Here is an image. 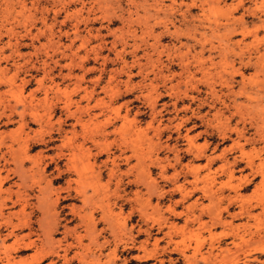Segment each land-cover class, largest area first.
I'll list each match as a JSON object with an SVG mask.
<instances>
[{"label": "rangeland", "instance_id": "1", "mask_svg": "<svg viewBox=\"0 0 264 264\" xmlns=\"http://www.w3.org/2000/svg\"><path fill=\"white\" fill-rule=\"evenodd\" d=\"M61 131L81 251L56 249L57 199L26 211L5 175L0 264H264V0H0V155L30 163L23 186L42 189L27 151ZM173 192L184 211L153 201ZM38 212L41 232L18 235ZM97 222L117 254L87 255L109 243H82Z\"/></svg>", "mask_w": 264, "mask_h": 264}, {"label": "crops", "instance_id": "2", "mask_svg": "<svg viewBox=\"0 0 264 264\" xmlns=\"http://www.w3.org/2000/svg\"><path fill=\"white\" fill-rule=\"evenodd\" d=\"M71 122H64V125H69ZM14 127V125H13ZM11 127V128H13ZM54 128H56V125H53ZM61 130H65L67 128H65L63 125L61 126ZM11 128H7V129H11ZM37 128V127H35ZM33 129V128H31ZM54 130V129H52ZM61 138H62V131L59 133L58 138H51V140L53 139V141L49 140L46 141L47 139L44 136V142L42 145L41 142H36L33 145L32 151L28 152V154H33L36 153L37 151H41V164L39 166V169H35L33 172V175L35 178H41L39 181V186L42 187V189H38V187L34 186L31 189H28L26 186H23L22 182L26 183V184H30V174L32 173H27L26 169L29 166V162H27L26 160H23L21 163L18 161L16 162H11L10 159L11 157H9L8 155H4L2 154V156L0 155V176H5L7 175V178L2 180L1 183V188L5 189V188H10L11 191H16L17 193L20 194V196L23 197H27L26 202L28 203V205L25 207L26 211H34L37 206H41V208H44L45 203L48 201L49 203L51 202L50 200L53 199V197H55L57 200V205H58V209H60L62 211V213L58 216V220L56 225H52V229H57V233L56 236H53L54 238H59L60 241V246L63 247H59L57 246L56 249L58 250L59 254L62 253V249L61 248H65L66 249V257H71V255L77 251H81L80 248L76 246V238H75V232H79V233H83L84 231L82 226H80L79 224V220L72 216L70 213V205L75 204V205H81L80 199L74 196V191H73V187L74 184L71 183L69 186L67 184V180L69 179H73L75 178V175L73 174H68L66 172V168L64 166V159L66 157H64L63 155H59L56 156L58 153H66L67 151L63 148H61L59 145L61 144ZM54 139H57L56 141H54ZM80 140L77 139L75 142H79ZM86 143V142H85ZM84 145H87L91 148V151L94 152L95 148L92 147L90 144L86 143ZM0 151H4L3 148L0 149ZM2 153V152H1ZM4 160L9 161L8 163H4ZM44 165V170L42 172L43 176L40 173V168L41 166ZM60 170L62 171L61 173H59L57 175V173H54L53 170ZM9 170H13L8 172ZM8 172V173H7ZM25 174V175H24ZM29 174V175H28ZM21 176L24 178V181L21 180ZM20 186H17L19 185ZM67 184V185H66ZM113 184L110 186V188H112ZM69 188V189H66ZM54 190V191H53ZM167 190V189H164ZM120 191H122L124 193L125 196H130L133 189H119V193ZM54 192V193H52ZM224 193H226V191H223ZM52 193V194H51ZM200 192L198 190H194L191 194V197L194 198H201L200 197ZM2 197H6L8 198L6 201H4V205L7 207L11 206V201H13L16 197V193H11V194H5L2 193L1 194V198ZM22 197V198H23ZM39 198V199H38ZM166 200L160 202L158 199H152L153 201H157L158 203H160V206H162L163 208H165L166 205H170V207L173 208L174 211H184V206L187 204V199H184L183 201H181V195L180 192H173L170 195H167V197L165 198ZM180 201V202H175V201ZM184 201H186L184 203ZM189 203V202H188ZM223 205V204H222ZM18 205L12 206L9 209L11 211H15L17 209ZM135 208L134 205L130 202H128V206H127V210L129 209H133ZM5 213V212H3ZM193 214H197V211H194ZM133 216H136V222L132 223V222H127V226L128 225H137L139 228L145 229L147 227H149V223L144 222L143 220H140V222L138 223L137 220H139V217L137 218V216L139 215L136 212L132 213ZM131 215V216H132ZM163 216L167 217L168 219H173V216H170L168 213L163 212L162 213ZM42 216V218L44 217L45 220L48 219V216L45 217L44 213H40L38 212V214L36 213L35 216L33 218H30L31 221H33L34 223L30 225V227L23 229V230H19L17 231V234H23V233H29L30 234V238H35V235H33V232L35 231L37 234H39L41 232V230L39 229V223L37 222V220H39L38 218H40ZM172 217V218H171ZM205 219V218H203ZM41 221V224H44V227L48 226L50 223L46 222V221ZM15 222V220H13ZM40 221V220H39ZM173 222V220H172ZM179 222V221H178ZM75 227V232L72 230V228ZM107 225L104 222H97L95 225V229L91 230V233H88V236L86 238H84L82 240L83 244H88L89 240L92 238L91 236H93L94 234L97 233V231L99 229H102V231L100 232L99 235H95V240L96 242H102L105 239L109 240V243L107 244V246H104L101 250H97L95 249L94 245H91V252L88 253V256H91L92 254L97 255L98 252L100 254H105L107 253L109 250H112L114 247H116L115 253L117 254V250L119 249L117 246H115V240H116V235H115V239L112 236V234H109V231H107L108 229H106ZM35 229V230H34ZM49 229V228H48ZM90 229V227H89ZM137 229V228H136ZM40 231V232H38ZM157 231H152L151 233H156ZM131 234L133 235V232H131ZM163 234V233H162ZM111 235V236H110ZM161 233H159L160 237ZM151 237V236H149ZM157 237V236H156ZM133 238V239H132ZM147 238L144 235L140 236V234L131 237V241L133 242L132 246L136 245V242L141 241V239ZM225 239H229L228 237ZM12 238L9 239V242H11ZM151 242V239L149 240ZM166 241V240H165ZM164 241V242H165ZM42 241L36 240L35 244L39 245ZM164 242H159L158 245H164ZM73 245V246H72ZM75 245V246H74ZM33 251V248H25V249H17V256H22L20 255V253H25V254H31ZM125 253H127L126 255H128V257L135 255V254H140L139 251L137 250L135 252H128L126 251ZM23 254V255H25ZM122 255V253H121ZM49 257V256H47ZM54 256H52V259H54L55 261L60 262L59 260H61V258H53ZM125 257V256H124ZM62 262V261H61ZM69 264H78L76 259H72Z\"/></svg>", "mask_w": 264, "mask_h": 264}, {"label": "bare ground", "instance_id": "3", "mask_svg": "<svg viewBox=\"0 0 264 264\" xmlns=\"http://www.w3.org/2000/svg\"><path fill=\"white\" fill-rule=\"evenodd\" d=\"M130 122V121H129ZM107 127V126H106ZM131 128V127H130ZM109 132V131H108ZM135 133V132H134ZM128 134V133H127ZM132 140V139H131ZM122 152V151H121ZM120 153V152H119ZM121 155V154H120ZM122 157V156H121ZM130 157V156H129ZM128 158V157H127ZM125 159V158H124ZM140 159V158H139ZM113 161V160H112ZM109 169V168H108ZM68 171V170H67ZM70 171V170H69ZM115 171V170H114ZM112 176V175H111ZM52 252V251H51ZM56 252V251H55ZM54 252V253H55ZM53 253V252H52ZM65 254V253H64ZM62 255V254H61ZM63 256V255H62ZM43 257H45V256H43ZM60 257V256H59ZM64 257V256H63ZM38 258V257H37ZM64 259H65V257H64Z\"/></svg>", "mask_w": 264, "mask_h": 264}]
</instances>
